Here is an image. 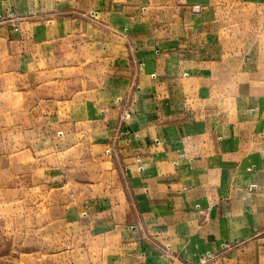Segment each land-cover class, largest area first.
Segmentation results:
<instances>
[{
  "label": "crops",
  "instance_id": "obj_1",
  "mask_svg": "<svg viewBox=\"0 0 264 264\" xmlns=\"http://www.w3.org/2000/svg\"><path fill=\"white\" fill-rule=\"evenodd\" d=\"M4 93L101 264H264V0H0Z\"/></svg>",
  "mask_w": 264,
  "mask_h": 264
},
{
  "label": "rangeland",
  "instance_id": "obj_2",
  "mask_svg": "<svg viewBox=\"0 0 264 264\" xmlns=\"http://www.w3.org/2000/svg\"><path fill=\"white\" fill-rule=\"evenodd\" d=\"M15 101L20 104L21 97L0 94V102L7 106L0 126L13 125L14 115H20L19 105L11 106ZM28 136L10 133L13 147L0 160V264H101L91 238L63 224L61 195L46 186L35 161L21 148ZM164 253L169 257L171 250Z\"/></svg>",
  "mask_w": 264,
  "mask_h": 264
},
{
  "label": "built area",
  "instance_id": "obj_3",
  "mask_svg": "<svg viewBox=\"0 0 264 264\" xmlns=\"http://www.w3.org/2000/svg\"><path fill=\"white\" fill-rule=\"evenodd\" d=\"M127 116H128V111H127L126 108H124L123 112L121 113L120 118H121V119H124V118H126Z\"/></svg>",
  "mask_w": 264,
  "mask_h": 264
}]
</instances>
